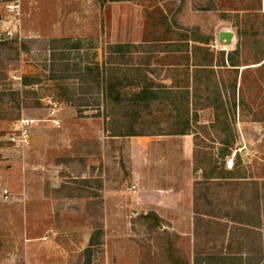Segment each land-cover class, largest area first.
<instances>
[{
    "label": "rangeland",
    "instance_id": "rangeland-1",
    "mask_svg": "<svg viewBox=\"0 0 264 264\" xmlns=\"http://www.w3.org/2000/svg\"><path fill=\"white\" fill-rule=\"evenodd\" d=\"M6 25L0 264H195L196 251L198 264H246L231 258L249 251L264 264V0H0ZM110 82L127 95L151 86L156 98L114 104ZM20 118L34 120L23 147L8 140ZM183 129L207 216L192 227V253L188 214L157 215L144 199L132 212L128 177L133 136L156 137L168 156L150 155V174L184 171Z\"/></svg>",
    "mask_w": 264,
    "mask_h": 264
},
{
    "label": "crops",
    "instance_id": "crops-1",
    "mask_svg": "<svg viewBox=\"0 0 264 264\" xmlns=\"http://www.w3.org/2000/svg\"><path fill=\"white\" fill-rule=\"evenodd\" d=\"M120 43H127V42L121 41ZM139 43L140 42L137 41V39L136 41L130 42V44H139ZM146 72L149 74V71L146 70ZM190 136L191 135L175 136L176 140L181 139V140H184L186 143V147H185L186 155L184 157V160H185L184 165L186 168L184 169V171H182L180 170L181 167H177V169H175V172L172 170L170 173H168V175H166V173H162L161 171H158V169H160L161 166L156 167V171L155 170L153 171V175L152 173L150 174L148 170V166H149L148 163L150 162V159H149L150 155L153 156L154 161L155 160L158 161V164H160V162H163V160L167 161V158H168V156L166 157V153L164 154L160 153L161 150L160 152H158L159 147L154 148V146L151 145V143L157 142L155 141L156 137L154 136H150V137L133 136L132 145L130 146V148L128 147L129 148L128 152H130L131 154L130 155L131 166H130V172L128 173V177L130 178L129 179L130 187L133 188L135 194L137 195L136 198L135 197L132 198V204H131L132 205L131 208H133L132 212L134 211L136 212V210H142L144 203L143 201H141V199H144L149 202L147 203L145 201L146 207H148L149 206L148 204L150 203L153 204V205H150L149 210H151L157 215L167 214L169 209L174 210V208L180 209V213H181V210H183L184 213L188 214L189 217L188 219H186L185 222L188 223L189 229L184 230L186 232H183L182 235L185 234L187 237H189V240H190L189 249H190V252L192 253L191 251L192 241H193V245L195 241V237L193 236V231H192L195 229H192V227L195 224L197 225L198 222L201 223L204 219L207 218V216L204 212L200 210V206L198 205V202L200 201L201 198L200 196L198 198L194 196L193 191H192L193 190L192 185L194 184L190 182V179H189L190 174L187 168L188 166H191V163H192L191 156L193 152V142ZM141 143L144 144L143 148L139 146V144ZM181 150L178 149V153L176 152L178 156H180ZM155 152H157V154ZM181 159H183L182 156H181ZM188 179L189 181L187 182ZM134 200H135L136 206L133 205ZM196 230L194 231L195 234H196ZM195 236H197V234ZM250 244L251 242H249V246ZM195 253H196L194 254L195 256L193 257L191 256L192 260H194V262L197 261V263H202L201 256H199L200 254L198 253V251H196ZM244 254L243 253L235 254L234 256H232L231 260L235 261L236 263L246 262V264H253L250 258L251 256L253 257L252 251H249V253L245 255L246 257H244Z\"/></svg>",
    "mask_w": 264,
    "mask_h": 264
},
{
    "label": "trees",
    "instance_id": "trees-1",
    "mask_svg": "<svg viewBox=\"0 0 264 264\" xmlns=\"http://www.w3.org/2000/svg\"><path fill=\"white\" fill-rule=\"evenodd\" d=\"M128 89H131V87L126 86L124 84L120 85L118 82H110L108 84V86L105 88L106 93L108 94L109 98L112 100V102L114 104L120 105L123 102H126V104H128L129 107H132V108L136 107V106H138V107H141V106L146 107L147 106L146 102L148 103L149 99L153 100V99L156 98L155 95H156L157 92L154 89H152L151 86H145V87L136 86V87L132 88L133 91H132V93H130V95H127V93H126V90H128ZM17 94L18 93H16V95ZM17 102H18L19 106L21 104H24V101H22L21 99L17 100ZM26 106L27 105H25L24 107H26ZM187 126H188V121H186V127ZM185 131L186 130L183 129L182 131L177 132L176 134L183 135V134H185ZM140 135H143V133H141ZM228 154H229V150L228 149H224L221 152V157H225ZM209 216H212V215H209ZM93 245H94L93 244V236H91L90 241H89V247L86 250H88V252H90L91 247ZM195 264H198L197 261L195 262Z\"/></svg>",
    "mask_w": 264,
    "mask_h": 264
},
{
    "label": "built area",
    "instance_id": "built-area-1",
    "mask_svg": "<svg viewBox=\"0 0 264 264\" xmlns=\"http://www.w3.org/2000/svg\"><path fill=\"white\" fill-rule=\"evenodd\" d=\"M14 8V6H12ZM13 29L10 26L6 25L0 28V42L6 41L13 38L15 35L13 33ZM47 103L51 106V112L57 108V102L52 100L47 101ZM34 125L33 119L28 118H20L14 122L12 130L13 134L8 138L10 143H13L15 146H26L30 141V128ZM226 166L228 169L233 168L232 159H227ZM4 200L8 199L7 191H4Z\"/></svg>",
    "mask_w": 264,
    "mask_h": 264
},
{
    "label": "water",
    "instance_id": "water-1",
    "mask_svg": "<svg viewBox=\"0 0 264 264\" xmlns=\"http://www.w3.org/2000/svg\"><path fill=\"white\" fill-rule=\"evenodd\" d=\"M219 40H225L226 43H230L232 40V33L226 31L219 33Z\"/></svg>",
    "mask_w": 264,
    "mask_h": 264
}]
</instances>
